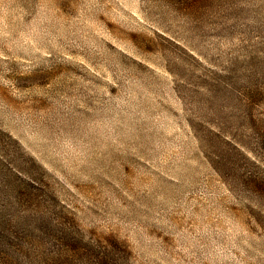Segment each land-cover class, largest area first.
I'll list each match as a JSON object with an SVG mask.
<instances>
[{"label": "rangeland", "instance_id": "1", "mask_svg": "<svg viewBox=\"0 0 264 264\" xmlns=\"http://www.w3.org/2000/svg\"><path fill=\"white\" fill-rule=\"evenodd\" d=\"M0 264H264V0H0Z\"/></svg>", "mask_w": 264, "mask_h": 264}]
</instances>
